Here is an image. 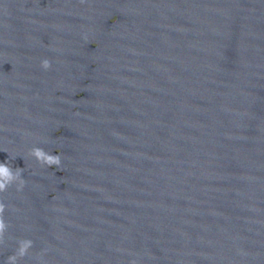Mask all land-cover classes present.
I'll return each instance as SVG.
<instances>
[{"label": "water", "instance_id": "95a60500", "mask_svg": "<svg viewBox=\"0 0 264 264\" xmlns=\"http://www.w3.org/2000/svg\"><path fill=\"white\" fill-rule=\"evenodd\" d=\"M4 162L0 264H264V0H0Z\"/></svg>", "mask_w": 264, "mask_h": 264}, {"label": "clouds", "instance_id": "9594fccd", "mask_svg": "<svg viewBox=\"0 0 264 264\" xmlns=\"http://www.w3.org/2000/svg\"><path fill=\"white\" fill-rule=\"evenodd\" d=\"M81 3H84L85 0H80ZM85 42L88 41V36L85 35L83 37ZM51 67V62L48 59H44L41 61V68L44 70H48ZM59 150H57V154L53 155L46 152L42 148L34 147L32 148L27 155L33 159H35L42 167L48 168H60L61 166V156L58 154ZM16 156H12L11 159H15ZM23 169L15 168L13 169L9 162L0 163V194L6 192L9 187L16 185L17 191H22L25 186V180L22 178ZM6 210V206L3 202H0V244L4 243L5 232L9 225L5 222L4 212ZM33 242L28 239H23L18 242V248L15 254L10 255L7 258L6 264H17L19 259L24 258L29 250L32 248ZM132 264H135L133 261Z\"/></svg>", "mask_w": 264, "mask_h": 264}]
</instances>
